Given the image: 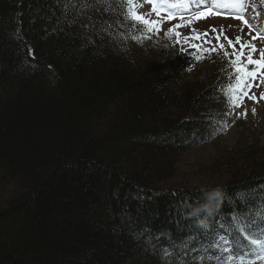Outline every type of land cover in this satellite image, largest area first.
<instances>
[{"label": "trees", "instance_id": "trees-1", "mask_svg": "<svg viewBox=\"0 0 264 264\" xmlns=\"http://www.w3.org/2000/svg\"><path fill=\"white\" fill-rule=\"evenodd\" d=\"M181 45L126 0H0V264H264V142L199 154L234 58L203 51L191 82ZM175 149L196 165L179 172Z\"/></svg>", "mask_w": 264, "mask_h": 264}, {"label": "rangeland", "instance_id": "rangeland-1", "mask_svg": "<svg viewBox=\"0 0 264 264\" xmlns=\"http://www.w3.org/2000/svg\"><path fill=\"white\" fill-rule=\"evenodd\" d=\"M134 1L138 3L145 18L156 22V27L153 28L155 32L161 34L173 29L170 32L173 37H177L176 33H179L182 43L181 53L185 56L187 77L191 82L195 79H202L207 75L208 68L206 64L199 63L196 59L197 55L203 54V49L196 50V47H194L199 43L212 44L216 50H226L229 57L234 58V60L235 56L232 54L243 50L244 55L237 63L241 64L246 72L256 73L255 76H245L243 73L242 77L244 78L239 83L247 85L246 87H239L236 82L234 89L228 95L226 105L224 104L218 112L217 116L220 123L211 131V136L207 135L210 136V139L205 137L206 141L202 145L204 151L199 154L209 152L215 145L217 147H232L242 140H257L263 143L264 136L261 135L263 124L259 104L263 102L260 96L264 93V67L248 64L247 56L250 54L253 59H259V50L264 49V10L263 13H257L259 18L254 19V16L251 15L250 0H236L231 3L232 9H227L225 5H222V0L217 4L216 1L218 0H203L199 12L196 14L190 12L193 7L188 9L190 11L185 12L182 11V9H185L184 7L181 9L179 4H173L166 0H155L154 4L149 3L148 0ZM209 9H211V14L208 13ZM237 17H244L248 23L245 24L243 20L237 19ZM218 20H228L233 27L226 30L225 27L216 23ZM218 30L223 31L218 32ZM224 32H226V35H224ZM236 37H240L245 45L251 43L257 50L251 51L247 47L241 49V44L236 43ZM253 37L256 38L253 39ZM229 39L232 40L234 46H229ZM220 45H223V49L220 48ZM135 57L138 60L142 59L139 54H136ZM244 93H247V95H243ZM237 97H242L236 101L239 107L231 103V99ZM250 97H255V99ZM253 109H255V112L252 111ZM245 112L246 115L243 114ZM207 131L208 129L200 130L197 132V136L205 135ZM187 139L185 140H190L189 137ZM175 153L170 158L172 162L175 161L174 164L178 167L179 172L189 170L196 165V160L199 158L197 154L188 151V149H184V151L175 149ZM222 242L226 243L225 240H222ZM150 259L148 258V260Z\"/></svg>", "mask_w": 264, "mask_h": 264}, {"label": "snow or ice", "instance_id": "snow-or-ice-1", "mask_svg": "<svg viewBox=\"0 0 264 264\" xmlns=\"http://www.w3.org/2000/svg\"><path fill=\"white\" fill-rule=\"evenodd\" d=\"M127 4H128V16L133 19V20H136L142 24H144L145 26H147L148 30L151 31L154 27H156V22L155 21H150V20H147L145 19V17L141 14H138L137 12H135L133 9L135 7L134 5V2L133 0H126ZM149 3H155V0H148ZM208 13L211 14V9L208 10ZM201 15H203V13H201ZM199 18V17H197ZM237 19H240V20H243L245 24H247V20L244 19V17H237ZM178 27V26H177ZM169 32H172L173 29H169L168 30ZM177 37H179V33H176ZM256 37H253V39H255ZM133 40H136L137 37L136 36H133L132 37ZM236 40V43L237 44H241V49L247 47L248 49H250L251 51H256L257 49L255 48L254 45H252L251 43L245 45L243 44V42L241 41V38L240 37H236L235 38ZM229 46H234L233 45V42L231 39H229ZM196 47V46H194ZM220 48L223 49V45H220ZM202 51H210V52H215L216 49L215 48H212V49H204ZM260 51V58L259 59H253L251 57V55L249 54L247 56V63L248 64H256V65H260L262 67H264V49L262 50H259ZM31 54V52L29 53ZM233 56H235V60H232L231 61V64H232V67L234 69V71L237 73V75L234 77V79L237 81V86L239 87H246L247 85H242L240 84L239 82L243 80L244 77H242L241 75H239L240 73H244L245 76H255L256 73L255 72H246L245 71V68L241 65V64H238L237 61L240 60V58L244 55V52L243 50H241L239 53H233L232 54ZM224 56L227 58L229 56V54L227 52H224ZM202 57L200 55H197L196 56V59L199 61ZM227 94V92H226ZM243 95H247V93H244ZM242 97H237V98H233L231 99V103L233 105H236L237 107H239V105L236 103L237 99H240ZM251 99H255V97H250ZM260 99H264V93L261 94L260 96ZM253 112H255V109L252 110ZM244 115H246L247 113H243ZM238 115H240L238 113ZM252 243L256 244V243H260L259 241L257 240H252ZM225 251H227V249H225ZM167 255V253H166ZM261 258H264V257H261Z\"/></svg>", "mask_w": 264, "mask_h": 264}, {"label": "clouds", "instance_id": "clouds-1", "mask_svg": "<svg viewBox=\"0 0 264 264\" xmlns=\"http://www.w3.org/2000/svg\"><path fill=\"white\" fill-rule=\"evenodd\" d=\"M221 190L219 188H213L211 190H208L204 194V201L200 205L193 207L190 212L193 216H198L201 213H207L211 214L216 204L219 202L221 198Z\"/></svg>", "mask_w": 264, "mask_h": 264}]
</instances>
